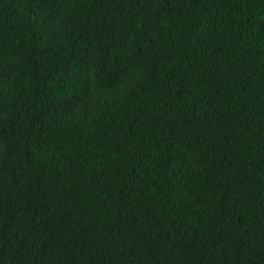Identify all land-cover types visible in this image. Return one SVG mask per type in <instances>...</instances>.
<instances>
[{"label": "trees", "instance_id": "16d2710c", "mask_svg": "<svg viewBox=\"0 0 264 264\" xmlns=\"http://www.w3.org/2000/svg\"><path fill=\"white\" fill-rule=\"evenodd\" d=\"M0 264H264V0H0Z\"/></svg>", "mask_w": 264, "mask_h": 264}]
</instances>
